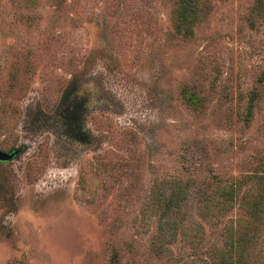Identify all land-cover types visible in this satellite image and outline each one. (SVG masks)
Segmentation results:
<instances>
[{
  "label": "rangeland",
  "instance_id": "374dc122",
  "mask_svg": "<svg viewBox=\"0 0 264 264\" xmlns=\"http://www.w3.org/2000/svg\"><path fill=\"white\" fill-rule=\"evenodd\" d=\"M203 1L183 38L173 0H0V149L18 150L0 162V264H213L228 247L264 158V21L254 0ZM173 179L190 218L161 236L153 192ZM236 183L228 211L198 213L197 190ZM255 236L264 264V220Z\"/></svg>",
  "mask_w": 264,
  "mask_h": 264
},
{
  "label": "trees",
  "instance_id": "16d2710c",
  "mask_svg": "<svg viewBox=\"0 0 264 264\" xmlns=\"http://www.w3.org/2000/svg\"><path fill=\"white\" fill-rule=\"evenodd\" d=\"M204 11L203 0H173L171 13L174 32L183 38L193 37L195 28ZM250 13L252 24L257 20L264 21V0H254ZM260 80H264V73L260 76ZM71 91L72 88L69 87L67 93ZM185 93L186 102L195 105L198 99L197 94L188 90ZM256 95V92L250 93V100L244 107L245 117L252 114V100ZM247 179L249 181L254 180V182L247 186L240 197L239 206L244 217L241 218L238 224L239 227L235 226L233 228L231 238L227 242L228 247L224 246V248L213 250L210 253L213 264H249L250 253L248 249L252 246L249 241H255L258 226L264 220V158L257 162L253 174H249ZM242 184L236 183L230 189L197 190L195 196L197 195L196 198L201 203L198 213L203 216L208 215L210 211L218 206L225 213L232 207L231 202L239 197ZM191 189L189 181L173 179L168 181L167 189L153 192V211L157 216L161 236L167 232H173V235H175L185 229L184 224L190 218V214H186V209L189 206L190 199L193 198ZM191 222L194 234H197L201 230V225L195 220Z\"/></svg>",
  "mask_w": 264,
  "mask_h": 264
},
{
  "label": "water",
  "instance_id": "95a60500",
  "mask_svg": "<svg viewBox=\"0 0 264 264\" xmlns=\"http://www.w3.org/2000/svg\"><path fill=\"white\" fill-rule=\"evenodd\" d=\"M18 153V150L6 152L0 149V162L9 161L13 159Z\"/></svg>",
  "mask_w": 264,
  "mask_h": 264
}]
</instances>
